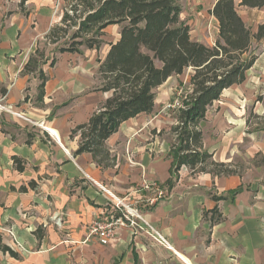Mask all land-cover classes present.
<instances>
[{"label":"crops","instance_id":"obj_1","mask_svg":"<svg viewBox=\"0 0 264 264\" xmlns=\"http://www.w3.org/2000/svg\"><path fill=\"white\" fill-rule=\"evenodd\" d=\"M60 3L0 0V97L39 123L0 110V244L17 253L0 249V264H264V185H247L233 172L193 173L185 165L171 171L176 114L164 105L175 86L190 78L191 67L154 89L152 111L120 123L105 140L102 158L76 152L80 136L71 130L87 122L110 95L92 87L96 50L88 56L90 63L79 57L81 51H57V57L35 70L24 69L59 22ZM114 30L108 43L118 38V24ZM209 106L201 122L203 148L226 164L231 141L222 130L230 119L222 112L208 116ZM204 121L213 127L211 135H205ZM13 156L20 159L21 170ZM103 188L141 215L169 245L139 221L120 228L106 245L87 238L93 217L115 210Z\"/></svg>","mask_w":264,"mask_h":264},{"label":"trees","instance_id":"obj_2","mask_svg":"<svg viewBox=\"0 0 264 264\" xmlns=\"http://www.w3.org/2000/svg\"><path fill=\"white\" fill-rule=\"evenodd\" d=\"M24 1L20 0V4ZM83 1L85 6L77 29L70 36L71 40L57 51L79 52L82 45L100 47L103 29L109 24L119 25V36L108 43L105 57L97 59L100 84L95 89L110 92V95L87 122L77 124L71 130V133L79 132L80 136L76 152L89 151L102 158L105 140L120 123L139 113L152 111L154 89L169 76L181 74L191 67V91L182 100V106L176 109V123L171 128V171L174 173L185 165L193 173L231 174L232 171L225 169L224 162L215 161L212 153L203 148L201 122L207 107L219 99L225 88L245 79L246 71L256 59L248 52L251 40L264 37V23L252 34L236 11L234 0H216L210 12L217 20V38L208 45L191 38L189 25L180 19L182 10L176 0ZM239 4L264 8V0H240ZM73 9L76 10V6ZM70 18L64 12L61 23L65 24ZM56 31L55 25L46 39ZM77 37L81 39L73 40ZM37 52L29 58L25 70L37 68ZM38 72L43 79L41 68ZM43 81L39 84V94ZM13 161L21 170L20 159L13 156ZM0 249L17 256L5 244H0Z\"/></svg>","mask_w":264,"mask_h":264},{"label":"rangeland","instance_id":"obj_3","mask_svg":"<svg viewBox=\"0 0 264 264\" xmlns=\"http://www.w3.org/2000/svg\"><path fill=\"white\" fill-rule=\"evenodd\" d=\"M215 1L176 0L182 10L180 19L189 25L191 38L204 40L208 45H212L217 38V24L210 12ZM83 2V0H61L62 15L67 12L72 19H68L63 24L60 18L59 22L55 24L57 27L55 34L41 42L37 48L39 64H42L44 60L48 61L52 56L57 57V48L66 45L71 40L70 36L77 29V23L84 10L85 4ZM239 2L240 0H234L236 11L240 15H245L246 26L252 34L256 33L258 26L264 23V8H249L240 5ZM73 6H76L77 9L74 10ZM114 27L115 24H109L107 28L103 29L104 34L101 36L103 43L100 47L90 49L83 45L80 46L81 54L79 57L85 58L87 63H90L88 56L94 52L97 59L99 56L103 57L108 41L116 36ZM80 39L77 37L73 40L78 41ZM92 50L96 51L92 52ZM248 52L255 55L256 59L252 67L246 72L244 81L224 89L219 99L209 106L207 115L215 117L222 112V117L230 119L229 127L225 129L226 131L222 130L223 135L229 136L231 141V150L229 154H226L228 157L225 160L227 162L224 166L225 169H229L233 175L239 176L247 185H264V37L261 39L253 37ZM245 55L247 56V53ZM73 62L70 61V64ZM96 75L98 76V74L93 76L94 84L92 87L100 84ZM96 82L97 84H95ZM175 87L172 90V97L167 102L177 98L182 106V100L191 91L192 84L188 79L184 85L177 84ZM0 104L4 105V108L0 110L11 115H18L21 119L33 123L35 126L39 125L38 121H32L25 115L27 113L18 112L19 110L14 111L5 105L2 102V97H0ZM58 107L59 105H56L53 111L55 112ZM176 109L165 108V111L176 113ZM202 127L206 136L213 133V127L208 122L204 121ZM232 135L235 136L232 137Z\"/></svg>","mask_w":264,"mask_h":264},{"label":"built area","instance_id":"obj_4","mask_svg":"<svg viewBox=\"0 0 264 264\" xmlns=\"http://www.w3.org/2000/svg\"><path fill=\"white\" fill-rule=\"evenodd\" d=\"M181 106V103L177 98H173L172 101L165 103L164 108L176 109ZM4 108V105L0 104V109ZM104 189V188H103ZM106 193L114 201L115 210L108 213H100L93 217L92 221L87 226V238H94L100 244L106 245L111 242L122 227H132L134 225L142 223V227L149 229L153 232L157 241L164 245H169L167 240L158 231H155L141 215L136 211L129 208L121 198L114 195L110 190L104 189ZM163 190H159L158 195L161 196Z\"/></svg>","mask_w":264,"mask_h":264},{"label":"bare ground","instance_id":"obj_5","mask_svg":"<svg viewBox=\"0 0 264 264\" xmlns=\"http://www.w3.org/2000/svg\"><path fill=\"white\" fill-rule=\"evenodd\" d=\"M42 126H43V125H42ZM44 127H46V129H47L48 131H50V133H52L53 135L57 136L56 131H55L53 128H50L49 126H44Z\"/></svg>","mask_w":264,"mask_h":264}]
</instances>
